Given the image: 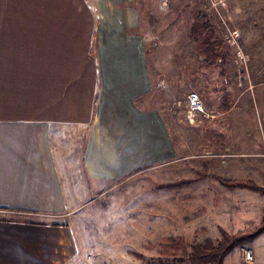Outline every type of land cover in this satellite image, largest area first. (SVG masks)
<instances>
[{"label":"crops","instance_id":"crops-1","mask_svg":"<svg viewBox=\"0 0 264 264\" xmlns=\"http://www.w3.org/2000/svg\"><path fill=\"white\" fill-rule=\"evenodd\" d=\"M142 27L140 0H0V264H77L72 216L175 158Z\"/></svg>","mask_w":264,"mask_h":264},{"label":"rangeland","instance_id":"rangeland-1","mask_svg":"<svg viewBox=\"0 0 264 264\" xmlns=\"http://www.w3.org/2000/svg\"><path fill=\"white\" fill-rule=\"evenodd\" d=\"M140 6L156 88L150 107L166 120L177 154L72 216L74 229L84 231L77 264H199L188 254L175 257L163 238L182 236L191 247L219 239V227L231 233L264 227V193L215 179H245L254 166L264 186V0H140ZM198 28L201 46L219 58L212 67L194 39ZM193 92L204 111L191 121ZM243 246L264 264V236ZM241 247L224 264H256L245 262Z\"/></svg>","mask_w":264,"mask_h":264},{"label":"trees","instance_id":"trees-1","mask_svg":"<svg viewBox=\"0 0 264 264\" xmlns=\"http://www.w3.org/2000/svg\"><path fill=\"white\" fill-rule=\"evenodd\" d=\"M203 16H199L198 24H201L203 21ZM196 26H198L196 24ZM199 28H204L200 26ZM197 29L196 37L194 38L197 44H199L200 52L203 54L204 63L207 67H211L219 59H211L209 53L207 54V47L201 46V33L200 29ZM226 96V95H225ZM224 96V97H225ZM215 179L224 187L237 189V188H246L254 192L264 193V188L258 186L256 183L250 180L245 179H225L220 177H215ZM221 237L217 240L212 238H206L201 243L188 245L187 240L182 236H169L164 237L162 241L167 242L169 249L173 255H189L190 261L197 262L199 264H224L226 258L238 247H241L246 244H250L254 239H256L260 234L264 232V227L256 229L255 231H245L241 230L236 233H230L225 230L223 227H219ZM164 247L163 244H160V247ZM191 248V249H190ZM191 250V251H190ZM163 252V251H162ZM139 258V254L136 252H131ZM182 260V258H180Z\"/></svg>","mask_w":264,"mask_h":264},{"label":"built area","instance_id":"built-area-1","mask_svg":"<svg viewBox=\"0 0 264 264\" xmlns=\"http://www.w3.org/2000/svg\"><path fill=\"white\" fill-rule=\"evenodd\" d=\"M187 99H188V104H187L188 112H187V115H188V118L191 121H193L197 117V115L199 113H203V111H204L203 110V105H202L200 97L195 92L190 93L188 95ZM241 249H242V253H243V257H244L245 262H247V263L254 262L255 255H254L253 250L250 247H247V246H242Z\"/></svg>","mask_w":264,"mask_h":264}]
</instances>
